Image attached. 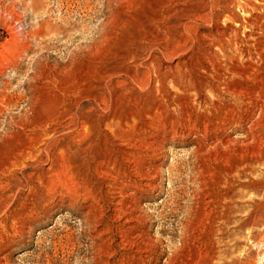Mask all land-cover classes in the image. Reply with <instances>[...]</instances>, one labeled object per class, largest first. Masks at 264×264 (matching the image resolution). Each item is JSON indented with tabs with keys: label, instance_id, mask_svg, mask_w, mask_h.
<instances>
[{
	"label": "rangeland",
	"instance_id": "obj_1",
	"mask_svg": "<svg viewBox=\"0 0 264 264\" xmlns=\"http://www.w3.org/2000/svg\"><path fill=\"white\" fill-rule=\"evenodd\" d=\"M198 6L0 0V264H264L258 85L213 81L235 52Z\"/></svg>",
	"mask_w": 264,
	"mask_h": 264
},
{
	"label": "bare ground",
	"instance_id": "obj_2",
	"mask_svg": "<svg viewBox=\"0 0 264 264\" xmlns=\"http://www.w3.org/2000/svg\"><path fill=\"white\" fill-rule=\"evenodd\" d=\"M254 1H251V0H234L230 4L231 6H229L227 4H223V3L218 2L217 0H199L200 7L198 6V10H200L202 12V11H204V9H207V8L210 9L209 21L212 23L214 21L220 20V18L221 19L224 18V20H225L224 22L226 25L225 28L223 27L220 30V28L218 29V26H219L218 25L216 29H218L219 31H216V30L213 31L214 32L213 35L216 37L214 42H215V45L218 46L219 49L222 50V52H224V55H226V52L228 51L229 48L235 52V55H232V57H228V59L229 58L230 59H229V64L227 65L226 70L224 69L222 64L221 65L217 64L218 66H216V74L213 77V81L218 82L220 85L224 86V89H222V90L224 92H228V94L230 93L229 95L233 94L234 96L241 97V95H240L241 92H239V91L235 90L233 87H231L230 86L231 81L229 82V80L232 79V77H243V76H245V72H244L245 70H243V68L247 69L249 72L251 71L255 76L254 80H255V82H257L258 88H255V90H249L250 98H249V101L248 102L245 101V103L252 107L253 113L250 112V115L253 116L254 114H256V112L258 110L257 113L259 116H261L262 114H264V106H263V104H264V19L263 18H256L255 19L254 18L253 13L260 9V6ZM217 7H222V10L220 13H217L216 16H214L213 10L216 9ZM201 18H203V17H201ZM201 18H200V21H201ZM209 37H213V36H209ZM230 37H232V38H230ZM245 40L247 42H253V44L249 45V44L245 43ZM251 47L255 50V55L257 57L253 58L251 56L252 53L250 54V52L248 51L249 49H247V48H251ZM202 54H203V52H202ZM238 56H239V58L240 57H248V63H244L245 61L242 62L241 60H239ZM226 57H227V55H226ZM213 59H214V57L211 54L209 56V61L212 62ZM203 66H204V63H202V67ZM203 68H205V67H203ZM246 73H247V71H246ZM213 75H211V76H213ZM247 78L249 79V77H247ZM208 82L206 85H208ZM215 84H217V83H215ZM247 88H249V86ZM209 89H211V88H209ZM198 94L200 95V92H198ZM198 94H196V95H198ZM244 94L245 93H243V95ZM235 102H237V101H235ZM204 103H205V106H209L210 104H213V106L216 107V109L214 108L215 109V115L216 116L220 115V112H218V110H217L218 105L216 104V102L211 103V101L205 100ZM240 106H241V104H237L235 106L236 110L241 109ZM231 111H223L221 118H225V116L232 117ZM192 115H195V114H189V112L185 113L183 115V117L176 120L175 124L176 123L179 124L182 129H185L189 133L196 132V130L201 133V132L207 131L209 129L210 126H207L206 124H205V126H203L202 130L200 129V127L198 125V128H199L198 129L197 125H196L197 121L193 123ZM232 118L230 120H232ZM195 119H197V118H195ZM214 123L217 124V121ZM219 128H220V126H219ZM172 130H174V129H172ZM194 217H196V216H194ZM190 219H193V218L191 217ZM189 221H188V223H189ZM194 222H195V220H194ZM188 225H190V224H188ZM188 227L189 226H187V228ZM182 243H183V246L181 249H184V247L187 243H185V241ZM142 245H141V247H142ZM147 246L150 248L153 245L147 243ZM141 247L138 249V254L142 253L141 250H143V248H141ZM137 248H138V246H137Z\"/></svg>",
	"mask_w": 264,
	"mask_h": 264
}]
</instances>
